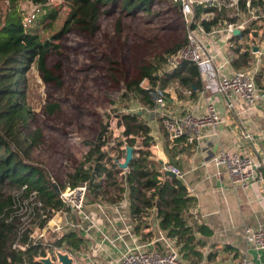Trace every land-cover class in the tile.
<instances>
[{
	"label": "trees",
	"instance_id": "trees-1",
	"mask_svg": "<svg viewBox=\"0 0 264 264\" xmlns=\"http://www.w3.org/2000/svg\"><path fill=\"white\" fill-rule=\"evenodd\" d=\"M28 1L38 9V13L30 22L25 20L32 15L25 14L17 0H0V3L6 4V8L0 12V189L26 188L23 190L26 197L33 192L37 193L38 199L47 211V218L41 224L44 227L51 215L65 210V204L60 198L63 189L51 182L48 172L43 167L31 162L32 151L38 147L42 134L39 130L28 132L31 111L26 103L25 85L30 70L36 65L45 81H56L46 64L47 55L58 49L53 41H60L73 27L95 35L99 30V21L104 9L113 4L120 3L122 13L135 15L137 12L151 13L152 4L160 0H63L64 5L69 9L68 16L61 29L45 41L42 40L38 28H32L37 21L40 24H44L47 20L57 22L59 12L52 10L54 8H48L52 6L49 0ZM170 1L180 8L179 2ZM252 6L264 11V0H254ZM241 9L246 10L245 2L241 3ZM234 12V8L225 6L218 12L214 6L205 7L196 4L195 23L201 24L206 32H211L223 27L225 22H237L238 18L232 17ZM207 17L209 20L206 19ZM118 24L120 25V22ZM254 24L256 21L230 40L237 54V59L232 62L236 69L247 68L249 65L253 48L249 49L248 46L244 48L240 42L248 40L252 31L255 33L254 37L258 38L259 31L253 30ZM52 27L53 25L50 24L47 28L52 29ZM182 47L177 46L169 50L167 56L158 60L155 65L143 68L140 79L133 81L127 87L145 107L154 109L155 102L150 92L155 91V86L159 83L162 85L161 90L165 91L171 82L177 81L193 96L202 88V76L198 66L193 63L185 62L174 71H166L162 77L157 75L162 65L166 66L169 58ZM243 49L246 51L241 53ZM144 80H148L151 84L148 91L141 87V82ZM54 108L55 106L49 107L51 111ZM120 125L124 127L122 135L125 141L120 140L116 147L122 148L126 145L134 149V157L129 168L122 171L119 167L120 157L114 159L104 150L112 142V135L108 126L101 124L95 142L90 144L91 149L84 163L69 176V185L76 188L87 183L89 196L92 194L100 203L106 201L113 205L127 196L133 217L139 218L148 210H153L159 230L175 241L182 259L198 264L202 254L196 248L202 243L196 240L195 235L204 234V229L195 230L187 225L185 219L186 213L195 208L196 198L190 196L187 187L179 178L163 174L162 166L151 159L149 148L155 141L151 136L150 126L139 113L120 116ZM164 130V135L169 138L166 127ZM139 139H142L141 143L138 142ZM170 142L189 145L185 137L170 140L168 144H171ZM105 186L114 188L116 195L110 196ZM2 199L0 195V213L7 205L12 204L11 197L6 201ZM14 229L9 222L4 220L1 222L0 264H40L35 262L36 258L47 255L46 248L41 244H30L24 251L10 250L8 253ZM139 230L140 223L135 227L137 233ZM82 244V238L76 232H72L61 235L50 247L79 250ZM194 259L197 261H193Z\"/></svg>",
	"mask_w": 264,
	"mask_h": 264
},
{
	"label": "rangeland",
	"instance_id": "rangeland-1",
	"mask_svg": "<svg viewBox=\"0 0 264 264\" xmlns=\"http://www.w3.org/2000/svg\"><path fill=\"white\" fill-rule=\"evenodd\" d=\"M17 1L25 14L38 13L28 0ZM219 3L218 12L229 4V0H219ZM5 8L6 4L0 3V12ZM48 8L59 12L57 22L47 20L40 24L37 21L32 28H38L43 41L49 40L61 29L69 13L63 0H55L54 5ZM258 11L264 13L262 9ZM262 20L261 27L254 24L253 30L259 31L261 28L264 40V19ZM50 24L53 25L52 29L47 28ZM187 33L188 25L181 9L170 0H160L152 4L151 13L137 12L135 15L122 13L120 3L113 4L104 9L95 35L73 27L60 41H53L58 49L47 55L46 64L56 81H45L34 65L25 85L26 103L31 111L28 132L39 130L42 134L38 147L32 151L31 162L43 167L51 182L67 191L72 188L68 182L69 176L84 163L91 149L90 144L97 138L100 125L106 124L111 132L112 142L104 150L114 159L120 157V162L124 163L127 146L116 147L120 140L125 141L120 116L144 111L147 118L148 111L127 87L140 79L143 68L155 65L158 60L167 56L169 50L183 46L187 41ZM259 37L261 36L258 39ZM250 44L247 45L249 49ZM232 47L229 49L231 53H235ZM260 60L256 59L254 64L260 62L261 66L264 65V58ZM244 69H250V66ZM166 71L169 72L167 66L162 65L157 75L162 77ZM176 83L178 82H171L164 91L166 98H173V91H176L173 86ZM150 86L147 80L144 87L151 88ZM155 87L156 91L161 90L162 85L159 83ZM151 96L155 101V95ZM50 106H55L53 111L49 109ZM139 142L141 143V139ZM105 189L110 196L116 195L114 188L105 186ZM0 195L4 201L12 198V204L3 210L8 218H13L9 223L15 228L8 253L16 250V244L27 248L32 242H36L46 248L47 255H53L49 246L61 235L75 233L68 227L62 232L48 228L44 237H40L39 231L46 227L41 226L44 219L39 217L38 212H33V206L30 208V202L27 203L22 190L5 187L0 189ZM86 203L97 205L100 202L92 194L89 196L88 192ZM55 217L60 221L61 216L55 212L49 217L50 222ZM50 226L54 228V222ZM58 250L72 254L79 251L65 247Z\"/></svg>",
	"mask_w": 264,
	"mask_h": 264
},
{
	"label": "crops",
	"instance_id": "crops-1",
	"mask_svg": "<svg viewBox=\"0 0 264 264\" xmlns=\"http://www.w3.org/2000/svg\"><path fill=\"white\" fill-rule=\"evenodd\" d=\"M260 24L256 22L255 25ZM258 30V33L262 35V29ZM252 39L254 38L250 35L249 39L242 40L240 45L245 48ZM254 40L250 44L253 52L248 65L250 69L247 70L251 73L257 71V82L262 85L264 65L261 66L260 62L254 64V61L264 58L256 53L264 48V44L262 45V36ZM222 45L221 41H217V46ZM231 47L230 42L228 48ZM228 48L227 55L233 62L237 59V54L231 53ZM245 51L246 49H243L241 53ZM217 63L218 66L222 64L220 60ZM233 70L239 69L231 63V67H227L226 71ZM173 89L176 91H173V98H166L167 106L164 110L153 111L154 109L145 107L148 110L147 118L144 111L139 114L150 126L151 136L155 141L149 148L151 159L160 167L170 163L179 168L183 173V178L180 180L187 187L190 196L197 200L195 208L186 213L185 219L187 225L195 230L196 228L204 229V234L196 233L195 235L196 240L202 243L196 248L202 254L198 264H242L244 259L248 260V264H264V251L259 253L255 251L245 238L247 227L257 229L264 225V182H258L247 189L235 188L226 168L215 162V158L222 151L239 153L261 163L264 172V104L251 110L242 103H236L233 108H229L224 96L213 95V102L222 119L220 126L216 129H205L203 138L193 144H173L172 142L168 144L170 140L164 135V118L181 117L186 112L203 115L207 105V98L201 96V89L195 96L189 94V90L179 82L173 86ZM125 198L128 199L127 196ZM99 204L101 207H107L108 218L95 204L88 203L87 209L98 220L105 232L110 237H114L115 231L110 223L116 221V214L112 205L106 201ZM129 212L130 210L126 211V214L129 215ZM154 218L153 210H148L139 218L133 217L130 212L128 221L134 228V234L139 241L155 242L158 228ZM139 223L140 230L137 233L135 227ZM95 237L98 238V236ZM82 240L83 244L79 249L80 252L78 251L80 255H77L79 264H89L87 255L93 258L94 264H111V259L104 253H91V248L97 240L93 242L83 238ZM157 246L162 247L161 244ZM106 247L110 248L109 245ZM111 258H118L116 252H112ZM188 263L193 264L191 261Z\"/></svg>",
	"mask_w": 264,
	"mask_h": 264
},
{
	"label": "built area",
	"instance_id": "built-area-1",
	"mask_svg": "<svg viewBox=\"0 0 264 264\" xmlns=\"http://www.w3.org/2000/svg\"><path fill=\"white\" fill-rule=\"evenodd\" d=\"M54 1L49 0L52 5H54ZM173 1L180 3L182 14L185 16L188 25V35L186 43L169 58L166 66L171 72L185 62L197 65L203 79L201 96L207 98V105L206 112L203 115L186 112L181 117H165L164 125L171 141L185 137L188 143L193 144L203 138L205 129H216L222 123L219 110L212 99L213 95L224 96L229 108H233L236 103H242L251 110L256 109L260 104H264V81L262 85L257 82V71L256 73H251L247 69L233 70L232 72L226 71V68L231 67L232 63L229 55H227V48L230 46L231 38L236 35L237 31L241 33L249 28L251 23L263 21L264 13H259V9L256 10L252 6L254 0H229V4L224 6L235 9L232 17L238 18V21L235 23L225 22L223 27L206 32L201 24L195 23V5L200 4L205 7L214 6L217 8L218 4H220L219 0ZM243 2L246 3V10L241 9V3ZM34 15L32 14L25 21L30 22ZM206 19L209 20L208 17ZM252 32L250 33L251 37L256 39ZM254 39H252V42L255 41ZM217 41H221L223 45L217 46ZM256 53L264 57V48ZM218 60L222 62L220 66L217 63ZM146 84L147 80L141 84V87L148 91L150 88L144 87ZM155 91L150 92L151 95H155L154 110H164L167 106L165 92L163 90ZM189 94L192 93L189 91ZM215 162L217 165L226 168L235 188L247 189L258 182H264L262 164L253 158L239 153L222 151L215 158ZM161 172L163 174L171 172L177 178H183L181 170L170 163L163 164ZM25 189L23 188V190ZM23 190L22 193L24 192ZM88 192L87 183L61 192L60 198L65 204V210L57 212L58 216H61L60 221L56 217L51 222L49 220L46 227L39 231L40 237H44L48 228L55 232H62L65 227H68L84 240L86 239L90 242L97 240L91 248V253H104L111 259V264H189L182 259L175 241L169 239L165 233L161 232L158 226L155 242L143 243L139 241L134 234V228L128 221L131 211L129 215L126 214V211L130 210V202L127 198L112 205V209L116 214V221L110 223L115 231V236L110 237L87 209ZM26 199L27 203L30 202L28 204L30 208L33 206V212H38L39 217L45 220L47 211L44 204L38 199L37 193H31ZM97 207L108 218L107 207H101L100 204H97ZM12 219L3 213L0 216V227L3 220L8 223ZM53 222L54 228L50 226ZM95 236H98V238ZM245 238L255 251L258 253L264 251V225L257 229L247 227L245 229ZM157 244H161L162 247H158ZM31 245L38 244L32 242ZM106 245H109L110 248H107ZM14 249L26 250L19 244H16ZM52 250L54 252L58 249L54 248ZM79 252L70 253L77 264L79 263L75 256L80 255ZM112 252H116L118 255L117 259L111 258ZM92 259L87 255L89 264H94ZM242 264H248V260L244 259Z\"/></svg>",
	"mask_w": 264,
	"mask_h": 264
},
{
	"label": "water",
	"instance_id": "water-1",
	"mask_svg": "<svg viewBox=\"0 0 264 264\" xmlns=\"http://www.w3.org/2000/svg\"><path fill=\"white\" fill-rule=\"evenodd\" d=\"M240 32L237 31L235 34L238 35ZM134 157V149L130 146L126 148V158L125 162H119V167L122 170H127L130 166L131 161ZM117 161V160H116ZM166 176L176 178V176L171 172H166ZM35 262L40 264H77L75 259L68 252H62L60 250H56L53 252V255L48 254L44 257L36 258Z\"/></svg>",
	"mask_w": 264,
	"mask_h": 264
}]
</instances>
